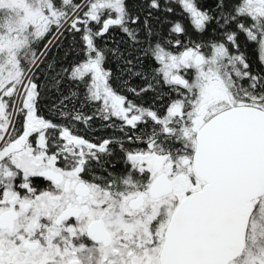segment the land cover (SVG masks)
<instances>
[{
  "label": "snow or ice",
  "instance_id": "obj_1",
  "mask_svg": "<svg viewBox=\"0 0 264 264\" xmlns=\"http://www.w3.org/2000/svg\"><path fill=\"white\" fill-rule=\"evenodd\" d=\"M0 264H264V0H0Z\"/></svg>",
  "mask_w": 264,
  "mask_h": 264
},
{
  "label": "trees",
  "instance_id": "obj_2",
  "mask_svg": "<svg viewBox=\"0 0 264 264\" xmlns=\"http://www.w3.org/2000/svg\"><path fill=\"white\" fill-rule=\"evenodd\" d=\"M115 35H116L117 38L120 37V35H118V34H115ZM70 42H71V41H70V39H69V41H67L66 43H70ZM43 114H44L45 116H49V112H48V110H47L46 107L43 109ZM93 135L96 136V137H102V136H107V135H109V132H107V131H103V130H100V131H95V132L93 133ZM88 138H91V136H89Z\"/></svg>",
  "mask_w": 264,
  "mask_h": 264
},
{
  "label": "flooded vegetation",
  "instance_id": "obj_3",
  "mask_svg": "<svg viewBox=\"0 0 264 264\" xmlns=\"http://www.w3.org/2000/svg\"><path fill=\"white\" fill-rule=\"evenodd\" d=\"M116 34L120 35L118 32Z\"/></svg>",
  "mask_w": 264,
  "mask_h": 264
}]
</instances>
